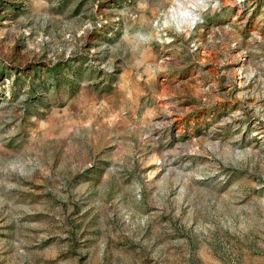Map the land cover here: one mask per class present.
Here are the masks:
<instances>
[{
	"label": "rangeland",
	"instance_id": "rangeland-1",
	"mask_svg": "<svg viewBox=\"0 0 264 264\" xmlns=\"http://www.w3.org/2000/svg\"><path fill=\"white\" fill-rule=\"evenodd\" d=\"M169 3L0 0V264H264V0Z\"/></svg>",
	"mask_w": 264,
	"mask_h": 264
},
{
	"label": "clouds",
	"instance_id": "clouds-1",
	"mask_svg": "<svg viewBox=\"0 0 264 264\" xmlns=\"http://www.w3.org/2000/svg\"><path fill=\"white\" fill-rule=\"evenodd\" d=\"M235 3H242V0H235ZM223 7V0H170L164 10L165 25L182 34L202 23L205 13L215 15Z\"/></svg>",
	"mask_w": 264,
	"mask_h": 264
}]
</instances>
